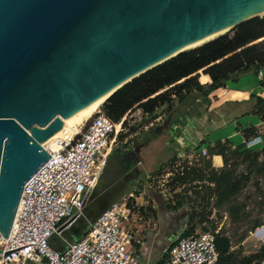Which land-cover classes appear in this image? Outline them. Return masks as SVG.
<instances>
[{
    "label": "water",
    "instance_id": "1",
    "mask_svg": "<svg viewBox=\"0 0 264 264\" xmlns=\"http://www.w3.org/2000/svg\"><path fill=\"white\" fill-rule=\"evenodd\" d=\"M263 14L264 0H0V235L8 237L23 185L50 157L43 143L63 118ZM143 144L121 158L141 162ZM106 168L82 214L57 222V251L66 246L62 238L78 239L110 205Z\"/></svg>",
    "mask_w": 264,
    "mask_h": 264
},
{
    "label": "built area",
    "instance_id": "2",
    "mask_svg": "<svg viewBox=\"0 0 264 264\" xmlns=\"http://www.w3.org/2000/svg\"><path fill=\"white\" fill-rule=\"evenodd\" d=\"M130 110L115 122L98 109L77 132L56 138L54 147L43 143L50 157L23 185L8 237L0 235V264H39L42 258L46 259L43 264H142L139 228L150 210L146 202L137 200L134 191L113 200L78 239L68 242L62 238L61 242H66L62 251H57L51 242L60 229L57 222L66 217L62 226L68 225L82 214L109 155L133 148L123 126ZM201 149L205 156L207 150ZM186 163L200 166L198 160ZM184 166L181 160L171 165L176 172L168 169L170 181L184 173ZM154 179L147 175L144 186L157 190L164 199L166 194L171 198L170 193H176L185 184L175 180L167 190L163 184L156 186ZM195 224L189 219L184 221L174 241L163 249L159 264H216V240L221 226L213 231H201L196 226L184 235Z\"/></svg>",
    "mask_w": 264,
    "mask_h": 264
},
{
    "label": "trees",
    "instance_id": "3",
    "mask_svg": "<svg viewBox=\"0 0 264 264\" xmlns=\"http://www.w3.org/2000/svg\"><path fill=\"white\" fill-rule=\"evenodd\" d=\"M263 69L264 14L250 18L207 42L184 50L133 78L113 92L100 109L111 120L118 122L133 106L142 104L143 119L138 125L130 127L129 133H132L138 129L139 125L143 126V124L145 125L159 117L158 109L160 107L171 105L165 120H172L173 124L179 123L183 128L188 124L187 122L184 123L186 113L188 115L192 112L195 116L201 117L207 111L211 90L224 87L229 79L236 81L241 73L252 72L259 75ZM259 84L264 86V77L260 78ZM245 102H249L247 112L257 115L264 122V97L252 94L249 100ZM180 109L186 110L183 116H181L182 111ZM172 111L173 113H171ZM172 114L173 116H171ZM126 125L127 122L124 121L123 126ZM253 133L258 134L254 128L244 130L242 135L245 141L238 146H230V142L227 140L212 146V154L220 155L224 165L222 170L208 178L207 182L210 185L206 189L208 191L211 189V194L207 193L201 198L202 200H206L209 195V198L215 195L217 205L220 206L239 194L246 179V171H250L252 175L264 174V156H262V160L259 159L264 148L259 151L242 152ZM176 157L177 154L175 153L170 162H176ZM204 157L202 156V158ZM231 157L237 159L233 164L229 162ZM239 157L241 160H238ZM207 159L202 162V167L185 165L184 173L178 174L175 179L180 183L206 182L205 168L212 165L211 159L208 157ZM240 164L244 168L235 180L236 167ZM232 180L233 182H231ZM135 191L140 192L137 188ZM161 198L166 206L167 203L164 198ZM169 207L173 209L183 208V201L178 199L177 204ZM244 208V203L232 204L228 208V214L232 220H238L241 214V219ZM189 218L191 220V217ZM203 221L200 220L195 225H190L184 235L189 234L196 226L201 231L214 230L208 222L202 223ZM263 224L264 216L261 221L256 220L251 229L254 230ZM216 242L219 250L216 264H260L264 259V245H261L254 252L240 256L239 251L231 248L229 236L221 233L217 236ZM161 261L162 259L157 264Z\"/></svg>",
    "mask_w": 264,
    "mask_h": 264
},
{
    "label": "rangeland",
    "instance_id": "4",
    "mask_svg": "<svg viewBox=\"0 0 264 264\" xmlns=\"http://www.w3.org/2000/svg\"><path fill=\"white\" fill-rule=\"evenodd\" d=\"M261 71L264 72V69ZM259 81V75H256L252 72H244L239 75V78L236 81L229 79L226 81L224 87H218L211 90L210 93L212 94L214 92V96H216V98H214L217 104L216 108L218 111H220L219 117L216 116L217 124H214L215 121H213L212 124L208 121L204 123L203 117H197L192 112L189 113L190 115H187L186 110L181 109V116L186 113L184 123L187 122L188 124L183 128L179 125L180 127L178 126L174 132L173 130H171V127H165L163 125L166 121L165 117L172 107L171 105H165L158 109V112L160 114L159 117L145 125L143 124V126L139 125L137 127L138 129L135 132L129 133L130 127L138 125L143 119L144 114L141 108L142 104L140 106L132 108L125 117V122H127V125L125 126L124 133L133 142V147L137 142L145 143L141 148V154L143 156V163L141 165V168H143V172L145 173L146 177L147 175H150L151 178H155L154 184L156 186H161L163 184V187L168 190V188L172 185V182H175L176 179L170 181L169 178L172 175L168 176L167 171L170 168L172 172H176L175 169H173V167L175 168V165H173V167H171V165L173 163H178L179 160H181L183 166L188 164L186 163L188 160L192 161V163H197L198 160L200 164L199 167H202V162L208 160L207 157L209 159H213V162H211L212 165L209 168H205L206 182H185V184L182 185L183 187L181 186V188L177 189L176 193H170L171 198L168 197L169 194H166L167 199L164 200L168 206H174L175 204H177L178 199H181L183 201L182 209L187 211L188 217H191V221L193 223H198L200 220H204L206 221V223L208 222L213 228L221 226L220 232L229 236L231 248L233 250H236L237 252L239 251L240 256H245L249 252L256 251L258 248L255 247V245H261L264 241V238L262 236L259 237L260 235H257V232L261 228L262 230H264V224L254 230L251 229L254 222L256 220L261 221L264 216V174L252 175L250 171H246V179L243 182L239 194L220 206L217 205V197H215V195H212V198H209L210 195L208 197L206 196V200H202L201 198L211 191V189H209V191L206 189L208 188L207 186L210 185V183L207 182L209 180L208 178H210L217 171L222 170L224 165L222 162V158H214L213 155L215 154H212L213 145H209L210 141H212L213 143L214 141L218 140L221 136L224 135V130H226L227 127H230L235 132L234 137L230 138V142L234 146H238L244 141L241 128L246 127L248 123H254L256 120H258V117H256L257 115L255 116V118L257 119L254 118L253 120H250L253 114L247 112L249 106L245 101L249 100L250 95L247 96L242 93H237L238 96L241 97V99H239V102L236 103V99H234V95L236 93L234 92V90L241 89V91H247L249 87L254 86L257 91L262 92L264 90V86H261L259 84ZM223 90L228 91V93L223 94ZM103 103H101L98 109L101 108ZM95 112L93 114H95ZM171 113H173V111ZM209 115L211 117V120L215 119L214 111H210ZM89 118L79 125L78 130L82 128V126H84ZM156 123L159 125H155ZM202 125L204 126L205 131L208 133H205V138L202 137L201 140L199 138V134H197V131ZM256 132L262 135V140L251 147H249L250 145L247 144L246 147L242 149V152L254 150L259 151L264 148V126ZM175 135L177 139L175 138L174 140H172V137ZM255 135L256 133H253L252 137H256ZM196 139L198 143L195 142ZM202 141L204 146L209 145L207 149L205 148L207 151L204 158H202L204 153L201 149L202 146H200L202 144ZM218 142L220 141H217L215 143ZM231 143L230 146H233ZM194 150L197 151L194 152ZM261 152L262 153L259 156L260 160H262V156H264V151ZM175 153L177 154L176 162H170L172 156ZM236 160L237 159L231 157L229 162L230 164H233L234 162H236ZM238 160H241V157H239ZM188 166L193 165L191 164ZM243 168L244 167H242L241 164L236 167L237 175L234 178L235 180H237V178L240 176ZM231 182H233V180ZM176 184L179 185L178 183ZM173 188H176V186H174ZM134 192V194L136 195L137 193H139L136 191ZM157 193L159 194L160 192ZM142 197V201L145 202L146 200L145 206L149 208L150 204H148L147 199L144 198V195ZM236 203H244L245 208L243 210L241 219L240 214L238 220H232L230 215L228 214V208L230 205ZM213 206L215 208L214 210H212ZM179 231L180 229L177 231L176 235L179 233ZM176 235L174 236V239ZM163 257L164 255H162L161 258Z\"/></svg>",
    "mask_w": 264,
    "mask_h": 264
},
{
    "label": "crops",
    "instance_id": "5",
    "mask_svg": "<svg viewBox=\"0 0 264 264\" xmlns=\"http://www.w3.org/2000/svg\"><path fill=\"white\" fill-rule=\"evenodd\" d=\"M262 77H264L263 71H261L259 73V79ZM234 92L236 93L234 95V99H236V101H235L236 103L239 102V99H241V97L238 96L237 93H242V94H245L247 96L255 94V95H259V96L264 97V90L262 92L261 91L259 92L255 89L254 86L249 87L247 89V91H241V89H238V90H234ZM256 92H258V93H256ZM222 93L226 94V93H228V91L223 90ZM209 98H210V104L207 108V111L205 113H203L201 117H203L204 123L208 121L209 123L212 124V122L215 121L214 124H217V121H216L217 117L216 116L219 117L220 111H218L216 108L217 104L214 100V98H216V96H214V92L212 94L211 93L209 94ZM248 104H249V102H248ZM210 111L211 112L214 111V114H215L214 120L213 119L211 120V117L209 115ZM255 116L256 115L253 114V116H251L250 120H253L255 118ZM256 117H258V116H256ZM255 119H257V118H255ZM263 126H264V122L261 121L258 117V120H256L254 123H248L246 125V127H242L241 132H243L244 130H247V129H251V128H254L257 131L260 128H263ZM197 132H198L197 134H199L200 139L202 137L205 138V136H206L205 133H208L205 131V128L203 125L199 127ZM234 133L235 132L233 131L232 128L227 127L226 130H224V135L221 136L218 140L214 141L213 143H212V141H210L209 145H214V143L217 141L224 142L227 140L230 142V138L234 137ZM255 136L256 137L250 136L248 141L246 142V145L249 144L250 145L249 147H251L254 144H256L262 140V135L260 133L255 135ZM255 139H256V141L251 144L250 142L252 140H255ZM195 142H197V139ZM209 145L204 146L203 141H202V144L200 146H202L201 148L207 149V147H209ZM232 147H234V145ZM141 151H142V149L140 150L141 162L136 163V165L139 168V170L143 173L144 170H143V168H141V165L143 163V159H142L143 156L141 154ZM213 156H214V158H217V159L220 158L221 159L220 155H213ZM211 162H213V159H211ZM106 166L108 168V169L106 168L107 172H109L108 177H107V181L110 182L109 184L111 185V187H109L110 190L108 192L110 194L111 188L115 186V184H116V182H118L119 178H114V175L111 173L108 165H106ZM113 180H114V182L111 184V182ZM139 184H141V182ZM136 188L138 189V187L135 186V187H132V190H131V188L118 190L114 195H111V200L112 201L116 200L129 191H135ZM138 195H139V197H138ZM143 195H144V198L147 199L148 204H150V206H149L150 212H147L145 214L144 222L139 228V238L141 239V244L139 245V248H140L139 251H140V255H141L142 264H156L160 261L162 255H163L162 254L163 249L172 243V241L174 240V236L176 235L177 231L181 228L184 221L187 218L189 219V217H188L187 211H185L182 208L175 210V209H173L167 205L165 206L163 199L160 197V195L157 192H152L150 190L148 192H143L142 190H140V192L137 193V200L142 201ZM145 202H146V200H145ZM193 224H195V223H193ZM261 245H264V241L262 242ZM261 245H255V247L259 248ZM260 264H264V259Z\"/></svg>",
    "mask_w": 264,
    "mask_h": 264
},
{
    "label": "flooded vegetation",
    "instance_id": "6",
    "mask_svg": "<svg viewBox=\"0 0 264 264\" xmlns=\"http://www.w3.org/2000/svg\"><path fill=\"white\" fill-rule=\"evenodd\" d=\"M171 116H173V114ZM163 125L165 127H171V130L175 132V129L180 124H173L172 120H166ZM175 138L176 135L172 137V140ZM123 153L114 151L110 154L111 157L109 156L110 158L108 157L105 162L106 165H108L111 173L114 175V178H119L115 186L111 188L110 195H114L118 190L135 187L137 186V183L141 182L143 186L145 183V173H142L139 170L135 163V159L133 158L132 160H127L128 162L124 161L120 156Z\"/></svg>",
    "mask_w": 264,
    "mask_h": 264
},
{
    "label": "bare ground",
    "instance_id": "7",
    "mask_svg": "<svg viewBox=\"0 0 264 264\" xmlns=\"http://www.w3.org/2000/svg\"><path fill=\"white\" fill-rule=\"evenodd\" d=\"M214 36L215 35H211V36L207 37V39H210ZM207 39H204V40H207ZM204 40L199 41L196 44H199V43L203 42ZM191 46H194V45H191ZM109 94H110V92L101 95L98 99H96L93 103H91L88 107H86L83 111H81L79 114H77L76 116H74L70 120H66L65 118H63V127L59 131L54 133L44 143H47L48 145H51L52 147H54L55 146L54 145L55 139L58 138L59 136L64 135L65 133H69V132L70 133L77 132L79 125L82 124L84 121H86L96 111V109L99 108L101 103H103L106 100V98L109 96ZM257 235H260L259 237L262 236L264 238V230H262V228H261L257 232Z\"/></svg>",
    "mask_w": 264,
    "mask_h": 264
}]
</instances>
